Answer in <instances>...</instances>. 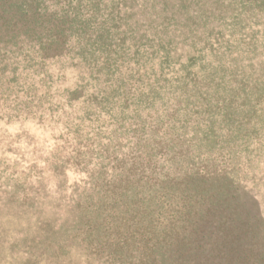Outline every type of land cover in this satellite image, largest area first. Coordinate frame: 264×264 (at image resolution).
I'll return each mask as SVG.
<instances>
[{
    "label": "trees",
    "instance_id": "16d2710c",
    "mask_svg": "<svg viewBox=\"0 0 264 264\" xmlns=\"http://www.w3.org/2000/svg\"><path fill=\"white\" fill-rule=\"evenodd\" d=\"M263 187L264 0H0L9 264H263Z\"/></svg>",
    "mask_w": 264,
    "mask_h": 264
},
{
    "label": "rangeland",
    "instance_id": "374dc122",
    "mask_svg": "<svg viewBox=\"0 0 264 264\" xmlns=\"http://www.w3.org/2000/svg\"><path fill=\"white\" fill-rule=\"evenodd\" d=\"M24 128V127H23ZM14 129H17V130H19V129H22V126H20V125H15V127H10V131L11 130H14ZM37 135L39 136V137H41L43 140H45V141H50L51 140V138H50V135L48 134V132H44L42 129L37 133ZM263 190H264V187L262 188ZM1 218L3 219V220H7L8 219V215H7V213H1ZM14 221V220H13ZM73 252H75V250L73 251ZM77 252V251H76ZM11 256H10V253H8V251H6V250H3L2 251V249H0V262L1 263H3V264H9V262L11 261L12 262V260H11V258H10ZM71 259L72 258H74L73 256L72 257H70ZM17 263V262H16ZM12 264H15V261H14V263H12ZM263 264H264V261H263Z\"/></svg>",
    "mask_w": 264,
    "mask_h": 264
}]
</instances>
